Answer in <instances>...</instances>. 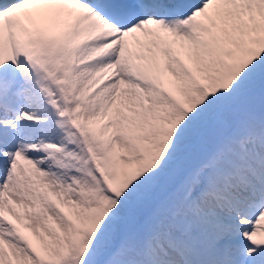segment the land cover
I'll return each mask as SVG.
<instances>
[{"label":"snow or ice","instance_id":"snow-or-ice-1","mask_svg":"<svg viewBox=\"0 0 264 264\" xmlns=\"http://www.w3.org/2000/svg\"><path fill=\"white\" fill-rule=\"evenodd\" d=\"M0 264H264V0H0Z\"/></svg>","mask_w":264,"mask_h":264}]
</instances>
